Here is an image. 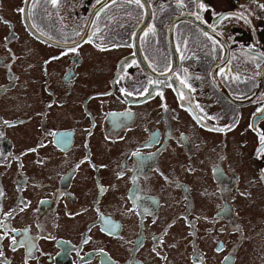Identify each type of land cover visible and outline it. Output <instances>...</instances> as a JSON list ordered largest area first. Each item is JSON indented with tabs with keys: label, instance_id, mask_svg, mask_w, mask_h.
Here are the masks:
<instances>
[{
	"label": "flooded vegetation",
	"instance_id": "obj_1",
	"mask_svg": "<svg viewBox=\"0 0 264 264\" xmlns=\"http://www.w3.org/2000/svg\"><path fill=\"white\" fill-rule=\"evenodd\" d=\"M148 2L0 0V264H264V0Z\"/></svg>",
	"mask_w": 264,
	"mask_h": 264
},
{
	"label": "rangeland",
	"instance_id": "obj_2",
	"mask_svg": "<svg viewBox=\"0 0 264 264\" xmlns=\"http://www.w3.org/2000/svg\"><path fill=\"white\" fill-rule=\"evenodd\" d=\"M154 3H155L154 10L156 11V16H159L160 14H162L161 19L157 17V25H158V21L160 20L161 21L159 23V26H160L161 23L163 22V19H166V22H167V18L166 17L168 16V13H171L169 11H171V10L175 11L174 10V8H175L174 0H155ZM102 7H103L102 8L103 11H106L105 15H107L108 17L110 16V22L111 23H109V26H112L114 28H115V23H116V20H117L118 16H121L124 20H127V18L129 17L128 12H130V13H132L134 15H137L142 10L141 8L138 9V8H133V7L130 6V8H127L124 11V13L120 12V10H119V1L118 0H107L106 3H104ZM180 30H181V33H180L181 43L185 44V42H187V35L192 33V31H191L190 27H187V26L185 27V25H182ZM154 51H156V50H153V52ZM113 57H115V54L113 52H111L108 55V57H107L108 63ZM260 202H261V200H260ZM249 210L246 211L247 215L245 217L248 216V211ZM257 230H258V227L253 225V226L250 227V231L249 232L250 233H254V232H257ZM248 244H249V242L246 244V247H247ZM254 261L256 262V257H254Z\"/></svg>",
	"mask_w": 264,
	"mask_h": 264
},
{
	"label": "water",
	"instance_id": "obj_3",
	"mask_svg": "<svg viewBox=\"0 0 264 264\" xmlns=\"http://www.w3.org/2000/svg\"><path fill=\"white\" fill-rule=\"evenodd\" d=\"M106 1H107V0H103V1H101L100 3H98V4L93 8V12H95V11H96L101 5H103L104 3H106ZM143 2H144V5H145V7H146L147 13H146V16H145L143 22L141 23V25H140L138 31H140V29L143 27V25H145V23H146V21H147V19H148V15H149V13L151 12V7H150V4H149L148 0H143ZM182 17H186V16H185L184 14H182V15H177V16H175V17L172 19V21H171V23H170V25H169L170 30L173 29L175 23H176L180 18H182ZM193 19H194L197 23H201V21L198 20L197 18H193ZM29 26H31V25L29 24ZM138 31H137L136 34H135V45H136V48H137V46H138V39H139ZM137 50H138V48H137Z\"/></svg>",
	"mask_w": 264,
	"mask_h": 264
},
{
	"label": "snow or ice",
	"instance_id": "obj_4",
	"mask_svg": "<svg viewBox=\"0 0 264 264\" xmlns=\"http://www.w3.org/2000/svg\"><path fill=\"white\" fill-rule=\"evenodd\" d=\"M52 2L55 3L56 0H52ZM97 2L100 3L101 0H97ZM134 2H135L139 7H141V8L144 7V5L141 3V0H134ZM199 6H200V7H203V5H199ZM261 7H264V5H261ZM21 11H23V9H21ZM233 15H234V14H231V13H229V14H221V15H220V19L216 21V26H219V25L222 24L225 20L229 19V18H230L231 16H233ZM236 15H237V18H239V19H244L246 23H250V21H248L247 18L244 17L243 15H239V14H236ZM213 30H215V29H213ZM204 35H205L206 37H208L209 40H213V37L210 36L208 33H204ZM73 50H74V49H73ZM65 54H66V53H65ZM53 59H55V58H53ZM216 130H217V131H224V129H216ZM229 130H230V128H229ZM262 139H264V138H262ZM261 150H264V149H261Z\"/></svg>",
	"mask_w": 264,
	"mask_h": 264
},
{
	"label": "bare ground",
	"instance_id": "obj_5",
	"mask_svg": "<svg viewBox=\"0 0 264 264\" xmlns=\"http://www.w3.org/2000/svg\"><path fill=\"white\" fill-rule=\"evenodd\" d=\"M255 97L251 98V99H254Z\"/></svg>",
	"mask_w": 264,
	"mask_h": 264
}]
</instances>
